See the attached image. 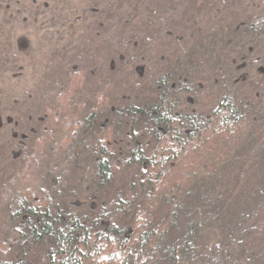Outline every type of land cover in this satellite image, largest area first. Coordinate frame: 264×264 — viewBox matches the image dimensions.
<instances>
[{"label": "trees", "instance_id": "trees-1", "mask_svg": "<svg viewBox=\"0 0 264 264\" xmlns=\"http://www.w3.org/2000/svg\"><path fill=\"white\" fill-rule=\"evenodd\" d=\"M176 1L149 12L150 0H0L10 101L29 72L18 60L43 45L55 53L67 30L83 41L120 30L102 52L107 70L138 63L141 82L115 99L99 57L93 93L85 69L51 74L36 127L0 147L17 165L0 170V264H264V158L254 163L249 145L264 141V0H187L182 13ZM146 22L149 33L125 43ZM158 30L169 35L153 52ZM222 35L261 54L250 87L237 85L246 66L232 80L221 52H207ZM48 63L32 75L47 81Z\"/></svg>", "mask_w": 264, "mask_h": 264}, {"label": "rangeland", "instance_id": "rangeland-1", "mask_svg": "<svg viewBox=\"0 0 264 264\" xmlns=\"http://www.w3.org/2000/svg\"><path fill=\"white\" fill-rule=\"evenodd\" d=\"M161 4H162V0H150V2L147 3V10H149V12L155 11L161 6ZM175 4H176V9L177 11H179V13H182L184 10H187V0H177ZM224 6L228 7L226 3H224ZM143 15L144 14L139 15L141 19L142 18L144 19ZM1 18L3 17L1 16ZM146 27L147 29H150L148 28L150 26L147 24V22L144 23V27H142L143 28L142 30L136 25H134L133 28L131 29L132 31L130 33V36L128 37V41H126L125 43H133V42L142 40V38L146 36L147 33H149V31L146 30ZM112 30L113 32L115 31L114 33H117L118 31H120V30L115 29L114 27ZM67 31L69 33L65 32V34L61 37V39H63V44H61L62 47H59V45L55 43L54 45L55 53L53 52V50L51 51V48H46V46L43 45L41 47L36 48L33 55L24 56L23 54L22 59L18 60V66L23 67L25 69L24 73L26 71H29V72L23 76V77H26L27 79L25 78L22 79L20 83L21 84L20 89L17 90V93H15V95H12V98H10L11 101L8 98V95H9L8 91L10 90L5 91L6 89H8L7 88L8 86H4L6 83L5 82L6 75L2 76V72L0 69V120H1L0 147L8 146L7 144H4L6 139L16 144L13 137L14 138L20 137L24 133L26 134L29 131V129H33V127H36L37 122L39 120V115H41L40 113L42 111L41 110L42 104L45 105L47 103V100H44V98L46 99V95H44V89H47L52 85V84L51 85L47 84L50 81L48 79H50L52 73H54L58 77L60 82H64L69 79L68 76L70 74L72 75L79 70L85 69L86 71L85 72L86 73L85 88H87L85 93H93L91 91L95 90V88L92 86V84L90 85L89 81L92 76L91 74H95L94 71H96V73L98 72L97 68L95 70L93 68L94 63L100 60L99 62L101 63L102 68H99V69L103 72V74H107V73L110 74L108 76H110L112 79H110L108 76L107 78L105 75L103 76L107 80H110V81L112 80L115 83L114 85V83L111 82L113 84L112 86L115 89L113 93L115 96V99L117 100L120 99L119 97L121 96L123 92L122 90L123 89L125 90L126 87L129 85V83L132 82V83H135L136 86H140L141 84L140 79L138 78V75L134 73V69H133V68H136V64L138 63L126 65L124 69H121L122 70V72L120 71L121 74L118 73L119 71L118 69L113 70L114 72L107 70L108 69V64L106 62L107 55L102 54V52L105 51L106 53V51L109 48V45L111 44L112 46L117 42V40L119 39L118 34L113 33V35L110 37L108 36L107 38L96 39L95 34L91 33L87 35L85 40L83 41L81 40V34L76 35V33H74L75 31H69V30ZM168 31L169 33H171V29L169 27H168ZM152 32L155 33V34H152V36L155 37L154 39L155 42L153 43L154 45L150 47H151V50L154 52L158 47H160L159 45H161V42L163 41L164 37H167V35L169 34L168 32L163 33L160 30H158V32H154V31ZM208 34L209 35L206 41L210 40L212 37V34H210V32ZM7 35H8V32H7ZM221 37H222L221 41L217 43L218 44L217 47L215 46L212 47L208 45L207 52L209 53L213 52V54L215 52L216 53L221 52L222 54L221 59L225 60L224 64L229 65V67L227 68L228 70L227 69L226 70H227V73L230 72L228 74V77L231 78L232 80H235L238 77V74H239L238 72H240L238 71V68L242 65L246 66L241 71L242 77L238 81V84H237L238 88H242L243 85H246L245 87L247 86L250 87L251 86L249 85L250 83L251 84L254 83L255 80H258V78L261 79L262 74H260L261 73L260 68L263 69V67H259V65L257 64L258 67L256 69L253 67V65H250L253 61L257 59L260 60L261 54L260 53L258 54V52H256L257 50L254 51L257 53V56H253L255 53L253 54L252 50L249 53L248 51H246V53H243L242 50L237 51L234 45L229 46L231 36H228L225 38L224 35H222ZM8 40H9V37L3 38L4 44H7ZM55 40H57V38H55ZM98 40H100L101 43L103 44L102 45L98 44L97 43ZM106 40H108V43L104 42ZM96 46H98L100 49H96ZM62 50L67 51V53L69 51L73 52L72 56L70 57L66 56V59L71 60L70 61L71 63H68L70 64V66L69 65L65 66L61 64L62 62H64L62 58L65 56L64 51ZM235 51L238 52V55H237V52L235 54H232ZM240 55H243V56H240ZM92 57H95V59L90 60ZM98 57H99V60H98ZM232 58H233V61H232ZM243 58H246V59L242 61ZM48 59L50 60L49 63H51V65L48 63ZM74 60L78 62L73 63ZM46 62L48 63L46 67V72H45V78L47 81L44 82L40 80V76L36 77L35 75H32V73L35 74L36 73L35 71L38 69H41L43 65H46ZM139 66L137 68H140ZM205 66H207V68L210 70L209 73H211L210 62ZM149 67L153 68L154 64L151 63ZM143 69L146 72L147 70L146 67H143ZM12 73L13 74L16 73V75L17 74L23 75V71L16 69L14 71H11L10 74L7 73V77L10 80L13 78ZM231 75H235V77L233 78V76ZM30 77L32 78L31 81H30ZM201 78L204 80L208 79L206 78V76H203ZM51 88L53 87L51 86ZM249 145H251L250 146L251 156H253V158L251 159H253L254 163H257V161L260 160L259 155H261L262 158H264V141L261 142V145L259 143L258 144L255 143L254 141L251 142ZM259 148H261V150L258 153L257 151ZM7 149L9 150V147ZM255 155H257V158H255ZM14 162L15 161L10 160L9 155H7L6 151L3 150L0 156V170L9 172L8 173L9 175L14 173L17 169V165ZM248 178L250 177L248 176L247 179ZM119 181L122 182L123 180L120 178ZM240 195L242 196L241 192H240ZM210 224H211L210 222H207L204 224L205 231H203L202 235H204L205 237L209 236L210 231L207 228L210 226ZM253 263L254 264L256 263V259L254 257H253Z\"/></svg>", "mask_w": 264, "mask_h": 264}]
</instances>
